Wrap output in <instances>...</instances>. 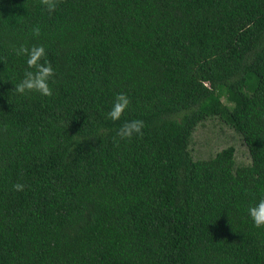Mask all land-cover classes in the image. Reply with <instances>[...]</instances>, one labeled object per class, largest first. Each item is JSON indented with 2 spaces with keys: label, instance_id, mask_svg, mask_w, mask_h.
<instances>
[{
  "label": "trees",
  "instance_id": "trees-1",
  "mask_svg": "<svg viewBox=\"0 0 264 264\" xmlns=\"http://www.w3.org/2000/svg\"><path fill=\"white\" fill-rule=\"evenodd\" d=\"M21 45L44 46L52 97L14 92ZM208 119L248 166L191 158ZM262 198L264 0H0V264H264Z\"/></svg>",
  "mask_w": 264,
  "mask_h": 264
},
{
  "label": "clouds",
  "instance_id": "clouds-1",
  "mask_svg": "<svg viewBox=\"0 0 264 264\" xmlns=\"http://www.w3.org/2000/svg\"><path fill=\"white\" fill-rule=\"evenodd\" d=\"M39 2L49 13H53L62 0H39ZM40 32L39 26L32 29L34 37H39ZM13 51L18 57H26L27 64L23 79L15 85L14 92L21 96L38 93L44 97H52L53 90L50 87L49 81L55 73L51 63L45 60L46 53L44 46L33 45L29 48L28 46L21 45ZM129 104L130 100L126 94H117L114 97L112 108L107 114L108 118L112 121H119L128 109ZM144 127L145 125L142 120L125 121L116 132V138L113 140L114 144L118 147L121 140L131 141L134 137H142ZM24 189V184L16 183L13 185V190L16 192H22ZM248 214L255 227L264 228V198L260 199L257 204L250 206Z\"/></svg>",
  "mask_w": 264,
  "mask_h": 264
},
{
  "label": "rangeland",
  "instance_id": "rangeland-1",
  "mask_svg": "<svg viewBox=\"0 0 264 264\" xmlns=\"http://www.w3.org/2000/svg\"><path fill=\"white\" fill-rule=\"evenodd\" d=\"M227 148L233 149L234 170L250 164V156L241 137L218 119L198 124L188 146L194 161L211 160Z\"/></svg>",
  "mask_w": 264,
  "mask_h": 264
}]
</instances>
